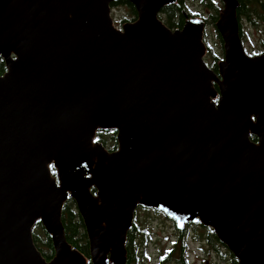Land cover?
<instances>
[{
    "label": "water",
    "instance_id": "obj_1",
    "mask_svg": "<svg viewBox=\"0 0 264 264\" xmlns=\"http://www.w3.org/2000/svg\"><path fill=\"white\" fill-rule=\"evenodd\" d=\"M116 1L0 0V264H126L139 207L264 264V52L243 49L239 0L214 22L216 72L204 19L171 29L159 14L177 0H126L136 16L118 28ZM108 130L113 151L96 139ZM69 199L89 259L66 239Z\"/></svg>",
    "mask_w": 264,
    "mask_h": 264
},
{
    "label": "rangeland",
    "instance_id": "obj_2",
    "mask_svg": "<svg viewBox=\"0 0 264 264\" xmlns=\"http://www.w3.org/2000/svg\"><path fill=\"white\" fill-rule=\"evenodd\" d=\"M217 8H222V0H212ZM262 4H264V0H259ZM258 7L262 9V6L258 3ZM183 12L188 17H200L205 20V22H209L211 9L206 7L204 4V0H184V8ZM218 13V12H217ZM111 18L113 20V24L116 27H120L125 22H130L132 20L131 15L129 14V9L126 5H116L111 6L110 12ZM159 18L164 22L165 15L160 12ZM206 22V24H207ZM240 23V38L242 41V46L245 53L248 56L259 55L264 52V20L259 17L254 11L249 14L248 17L241 15L239 18ZM204 43L207 46V52L204 56L205 62L210 66L211 63L215 62V64L222 59L223 49L222 42L218 38V33L214 27V24H207L204 30L203 35ZM212 69V68H211ZM213 70V69H212ZM113 134H104L103 139L105 141L104 146L109 150L113 151L116 148L112 146L115 140L110 137ZM99 139V134L96 135ZM112 149V150H111ZM134 224L136 226V234L140 235L139 241L140 246L136 247L138 251L137 258L134 260V264H159L160 258L164 257V253L169 252L173 247L174 243L173 239L175 237L174 229L175 226L173 222L166 217L163 213L156 211L154 209H146V208H137L134 216ZM195 230H192L193 233L201 234V232H205L206 229L204 226H194ZM45 231L42 229L40 231V237L44 238ZM135 241H133L134 244ZM137 242V240H136ZM178 243V241H176ZM177 243L174 247L177 246ZM190 248L195 249L196 243L194 241L189 244H186ZM178 246H180L178 244ZM177 246V248H178ZM210 248H212L210 246ZM206 245L204 246L205 253L204 256L207 255V263L204 260L201 264H230L231 257H227L229 255V250L223 246L217 248H221L222 255L217 259L215 253L216 250H210ZM229 251V252H228ZM171 252H169L170 254ZM196 253L198 250L196 249ZM194 253V255L196 254ZM175 256V255H174ZM177 256V255H176ZM190 258H193L192 255H189ZM228 259V260H227ZM209 261V263H208ZM169 261L167 264H170ZM187 264H194V262L186 261Z\"/></svg>",
    "mask_w": 264,
    "mask_h": 264
},
{
    "label": "trees",
    "instance_id": "obj_3",
    "mask_svg": "<svg viewBox=\"0 0 264 264\" xmlns=\"http://www.w3.org/2000/svg\"><path fill=\"white\" fill-rule=\"evenodd\" d=\"M212 2H213L212 0H204L205 6L209 7L212 11L210 14L209 22L206 21L207 24L209 23L214 24V22L217 19L218 8ZM239 3L240 5L237 8L238 21L241 15L248 17L249 14H251V12L253 11L264 20V4H262L261 1L259 0H239ZM258 3L262 6V9L258 7ZM121 4H124L127 6V8L129 9V14L132 17L131 21H133L136 16V11L132 4H130L126 0H117L115 3H112L111 6L112 5L116 6V5H121ZM183 8H184V0H177V4L162 8L161 12L164 13L165 15L164 23L169 28L176 29V28L182 27L185 21V18L187 17V15L183 12ZM239 29H240V23H239ZM239 34H240V30H239ZM218 38L220 39L219 35H218ZM211 66H212L211 68L216 72L217 68H216L215 62L211 63ZM4 72H5L4 62L0 58V75H2ZM98 134H99V139L97 138V136H96V139H98L102 143H105L103 139L104 134H113L110 137H112V139L116 141L114 130L98 131L97 135ZM251 139L255 140L254 137H251ZM112 146L116 148V142H113ZM51 170H52V174L54 175L55 174L54 168L51 167ZM92 191L95 192V190H92ZM61 221L64 227V232H65L67 241L72 245V247L79 250L89 259L88 240H87L86 232L84 229L82 219L79 216L76 210L74 201L72 199H69L65 202L62 208ZM42 229L43 227L41 226L40 222H37L33 228L32 236H33L34 243L36 247L38 248V250L47 260H49L53 256L51 239H50V236L47 235L46 233H44L43 239L40 237V231ZM135 229H136V226L134 224L133 231ZM133 231H131V233L129 232L128 237L133 235ZM208 237H209L210 242L219 243L218 239L216 238V236L213 234L212 231L209 232ZM133 241H135V236L129 239V243L127 244L129 245L131 249L135 248V242L133 244ZM177 253H179L178 249H177ZM88 264H90V262Z\"/></svg>",
    "mask_w": 264,
    "mask_h": 264
},
{
    "label": "flooded vegetation",
    "instance_id": "obj_4",
    "mask_svg": "<svg viewBox=\"0 0 264 264\" xmlns=\"http://www.w3.org/2000/svg\"><path fill=\"white\" fill-rule=\"evenodd\" d=\"M199 225L203 226L200 223L196 222V223H188L183 228L175 227L174 229L175 237L173 239V242L175 243L173 247L171 248V250H169V252L171 253L170 254L169 252L164 253L165 256L160 258L159 264H167L169 261H171L170 264H187L186 263L187 260H189L190 262H194V264H201L204 260L206 261L207 259V255L206 256L203 255V254H206L205 249H204L205 245L208 248H210L211 246L212 248H210V250H216L217 245L219 247L224 246L220 242L219 243L210 242L208 235L211 229L208 227H205L206 228L204 229L205 232H201V234L193 233L192 230H195L194 226H199ZM131 231H133V227L131 228L130 231H128L127 238H126V245H125L126 253H127V263L126 264H134V260L137 258V255H138V251L136 250V247H139L141 243L139 241L140 235H136V230L133 231L132 236L128 237L129 232L131 233ZM134 236H135V248L131 249L129 245L127 244L129 243V239H131ZM176 241H178V243ZM192 241H194L197 245L195 249L190 248L189 246L186 245L187 242L191 244ZM176 243H177V246L178 244L180 245L178 246V248L177 246L174 247ZM177 249L180 254L177 253ZM196 249L198 250V253H196ZM194 253L196 254L194 255ZM213 254H216L217 259H219V256L222 255L221 248L220 249L217 248V250ZM189 255H192L193 258H190ZM227 257H231L230 264H237V261L233 257L231 252H229V255H227Z\"/></svg>",
    "mask_w": 264,
    "mask_h": 264
}]
</instances>
